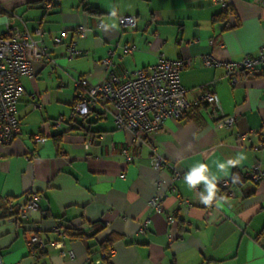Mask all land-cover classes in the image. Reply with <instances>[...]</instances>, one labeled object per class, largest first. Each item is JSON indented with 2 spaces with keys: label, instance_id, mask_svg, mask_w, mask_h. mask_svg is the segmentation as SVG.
<instances>
[{
  "label": "crops",
  "instance_id": "obj_1",
  "mask_svg": "<svg viewBox=\"0 0 264 264\" xmlns=\"http://www.w3.org/2000/svg\"><path fill=\"white\" fill-rule=\"evenodd\" d=\"M45 1L0 0L3 25L16 16L17 7L27 4L34 19L17 17L31 32L44 31L45 45L58 64L55 71L35 64V77L22 78L21 132L12 143L0 144L3 264H95L106 252L109 236L113 244L108 264H264V181L255 184L246 176L255 163L264 170V66L251 76L242 74L232 86L222 66L206 68L201 62L211 53L220 62L257 55L264 46V5L229 0L239 26L226 29L235 25V16L227 23L213 22L224 11L217 0H57L51 10L43 8ZM125 16L135 18L134 27H120ZM79 26L86 31L84 39L75 33ZM57 37L59 46L54 45ZM71 42L80 56L67 60ZM116 43L136 47L132 55L116 49L110 71L117 75L132 78L163 54L170 60L192 58V66L181 75L190 102L216 82L218 116L208 106L193 103L181 119L165 121L156 136L160 153L182 178L174 179L169 167L156 171L150 166L149 146L134 145L130 132L117 129L110 103L96 105L81 124L68 122L82 91L76 82L102 83L107 73L99 62ZM34 102L42 104L41 110L33 108ZM223 116L236 118L231 131L215 128ZM59 117L65 122L57 127ZM238 134L251 137L240 142ZM36 135L46 141L36 143ZM126 147L130 163L122 155ZM220 164L225 167L220 169ZM199 165L215 183L209 204L201 199L208 195L207 185L201 181L189 187L185 180ZM225 180L230 181L229 191L220 188ZM33 193L39 195V209L30 221L47 244L35 256L26 244V224L9 211H18ZM159 196L160 214L149 207ZM70 225L83 228L88 240L67 238L62 248L51 247L61 241L55 229Z\"/></svg>",
  "mask_w": 264,
  "mask_h": 264
},
{
  "label": "built area",
  "instance_id": "obj_2",
  "mask_svg": "<svg viewBox=\"0 0 264 264\" xmlns=\"http://www.w3.org/2000/svg\"><path fill=\"white\" fill-rule=\"evenodd\" d=\"M57 0H46L43 3L45 10L54 8ZM226 9L229 0H217ZM264 5V0H256ZM121 28L135 26L133 16H125L119 19ZM75 33L80 38L86 37V31L82 26L76 28ZM65 35V32H63ZM44 31L39 28L31 32L24 21L17 16L6 19L4 30L0 32V144L12 143L20 134V121L18 118V105L24 90L21 83L23 77H35V64L48 65L55 71L58 64L45 45ZM61 38L54 39V45L59 46ZM116 49H121L125 55H132L136 47L129 44L119 45L116 43L109 50L108 56L99 63L104 66L107 78L98 85H91L87 80L81 79L76 82L77 88L82 89L76 96V101L72 105L68 122L71 124H81L84 117L89 115L94 107L102 102L110 103L113 106L115 124L118 130L127 131L132 134L134 145L146 143L150 148V166L156 171H162L169 167L173 170L174 179L183 177V174L172 164L168 163L160 153L156 143V136L167 120L181 119L191 108L192 104L205 105L213 110L214 115L220 114L219 98L216 94V82L207 85V91L201 93L193 102L188 99L189 91L181 84V75L184 70L192 66V58H182L178 60L167 59L163 54L159 55L156 63L149 68L136 70L132 73V78L127 74L117 75L110 71L114 65L112 58ZM65 56L68 59H75L80 56L74 42L67 45ZM202 65L206 68L222 66L225 76L232 86L239 84L242 74L253 75L264 66V46L258 50L255 56H245L237 62H220L211 53L202 56ZM35 110H41L42 104L34 102ZM65 122L64 117L56 120V126L60 127ZM236 123L234 116H223L220 118L215 128L218 130L231 131ZM250 134H238V140L244 142L249 139ZM36 143L46 141L45 137L36 135ZM89 141L86 147L91 146ZM122 155L127 163L132 160L128 148H123ZM253 183L258 184L264 181V170L259 163H255L246 175ZM124 178V175L121 176ZM230 181L225 180L220 183V188L229 191ZM39 195L31 194L26 203L19 207L17 217L26 224V244L32 256L36 252L46 250L47 244L40 237V228L30 221L31 214L39 209ZM162 197H157L149 203V207L158 214L162 212ZM212 206L209 207L208 214H211ZM150 220L144 222L140 230H145V226ZM173 224L174 219H170ZM61 241L50 244L51 247L59 249L63 247V242L67 239L63 228L55 229ZM70 258L74 255L69 253ZM112 250L100 254L95 264H103L110 260ZM0 264H3L0 254Z\"/></svg>",
  "mask_w": 264,
  "mask_h": 264
},
{
  "label": "trees",
  "instance_id": "obj_3",
  "mask_svg": "<svg viewBox=\"0 0 264 264\" xmlns=\"http://www.w3.org/2000/svg\"><path fill=\"white\" fill-rule=\"evenodd\" d=\"M84 10L86 12H90L91 13V10L88 9L87 6L84 7ZM231 16L234 17L235 13H234L233 9L231 8V6L228 5V7L226 9H224V11H222L221 13H219V14L214 16L213 22H225V23H227ZM235 20H236L235 25L233 27L226 26V29H231V28H234V27H238L239 26V20L236 18V16H235ZM235 182H236L235 179L232 178V183H235ZM236 185L239 186L237 183H236ZM9 211H10L11 217H16L18 215V211L15 210L14 208L10 209ZM63 231H64V234L69 239H77V240H82L84 242H86L88 240V237H87L88 233L85 232V230L83 228H80L79 226L70 225V226L64 228ZM112 244H113V241L111 240V238L109 236L107 238V240L105 241V243H104V251L108 252L110 250ZM40 251L41 250H39L37 252H40ZM106 263L108 264L109 261H107Z\"/></svg>",
  "mask_w": 264,
  "mask_h": 264
},
{
  "label": "clouds",
  "instance_id": "obj_4",
  "mask_svg": "<svg viewBox=\"0 0 264 264\" xmlns=\"http://www.w3.org/2000/svg\"><path fill=\"white\" fill-rule=\"evenodd\" d=\"M220 169H223L225 166L223 164L218 165ZM206 171V167L204 165H199L198 167H194L190 170V172L186 175L185 180L189 187L195 186L197 183L203 181L207 185V197H202V202L205 204H209L214 196L215 183L210 181L204 172ZM216 177H213L215 180Z\"/></svg>",
  "mask_w": 264,
  "mask_h": 264
},
{
  "label": "rangeland",
  "instance_id": "obj_5",
  "mask_svg": "<svg viewBox=\"0 0 264 264\" xmlns=\"http://www.w3.org/2000/svg\"><path fill=\"white\" fill-rule=\"evenodd\" d=\"M16 16H24L25 19L27 20H33L32 17L28 11V7H27V4H24L23 6H20V7H17L16 8V13H15ZM4 30V25L3 23H0V32ZM68 60V58H65ZM69 115L68 114V117L69 118Z\"/></svg>",
  "mask_w": 264,
  "mask_h": 264
}]
</instances>
